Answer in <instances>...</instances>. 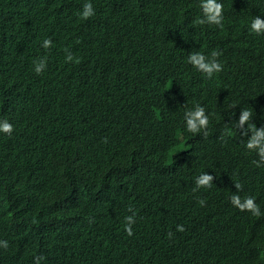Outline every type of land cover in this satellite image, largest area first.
Segmentation results:
<instances>
[{
    "label": "clouds",
    "instance_id": "obj_1",
    "mask_svg": "<svg viewBox=\"0 0 264 264\" xmlns=\"http://www.w3.org/2000/svg\"><path fill=\"white\" fill-rule=\"evenodd\" d=\"M103 1L129 6L135 0ZM26 2L24 10L19 0H10V7L4 8L5 14L0 8L1 22L11 29L20 28V44L25 46V50L18 46L10 48L14 50V75L11 65L5 67L0 62V87L11 86L16 90L25 87L19 96L28 109L37 104L29 88L45 91L46 68L59 64L68 68L69 62L79 63V60L60 48L50 58L55 50L53 38H60L62 24L71 28L66 19L70 0ZM56 3L64 13L54 14ZM241 3L248 12L236 13L231 18L239 24L254 15L250 32L264 34V0H241ZM199 6L202 18L196 23L223 26L222 3L201 0ZM129 11L125 15V12L116 14L109 24L104 21L88 25L91 28L84 27L79 32L96 33L118 43L111 28L121 20L133 18L135 11L131 7ZM95 14L92 3L87 1L81 3L77 12L84 22ZM11 18L18 19L19 24L12 23ZM224 32L219 42L234 39L236 32ZM175 36L176 32L162 47L165 51L154 58L166 60L172 75L156 88H133L136 82L131 74L135 72L124 63L121 65V59L107 86H112L119 95H114L111 89L90 105L74 88L54 86L62 97L64 112L59 113L62 120L44 127L48 135L38 132L33 150L44 166L61 163L70 167L60 172L65 179L54 187L60 189L56 193L19 196L17 205L12 204L15 212L10 216L15 231L0 223V264H52L55 260L59 261L56 264H62L63 259L59 260L56 251L63 244L73 248L72 255L80 264L89 260L85 257L87 252L109 255L111 251L114 262L116 255L119 259L128 250L145 254L164 236L172 237L176 222L173 216L183 212L175 175L180 182L192 176L193 191L210 189L214 178L206 173L197 175L200 166L213 159L218 147L230 153L235 145L234 151L241 144L252 156L253 164L264 169L263 57L246 49L241 41L236 48L222 50L216 31L210 29L203 33V42L210 51L194 46L185 48L180 62L174 58ZM69 39L78 41L76 36ZM121 88L132 92L124 94L119 91ZM67 114L78 123L67 121ZM218 128L222 129L217 135ZM13 130L6 119L0 120V133L10 137ZM34 140L25 135L27 144ZM136 140L149 150L137 151ZM87 146L90 154L85 160ZM234 187L237 192L230 196L234 208L240 213L248 212L252 220L264 215L254 197L241 198L240 183ZM199 204L203 206L205 201L200 200ZM250 226L245 218L241 219L239 228L244 239H251ZM176 231L184 232V226L177 225ZM26 232L34 234L31 241L22 237L28 235ZM15 238L21 244L19 250L12 249ZM237 248L242 251L239 245ZM174 256L172 251L169 256L160 254L162 262L158 264L169 262ZM195 262L233 264L226 254L206 255V259Z\"/></svg>",
    "mask_w": 264,
    "mask_h": 264
},
{
    "label": "trees",
    "instance_id": "obj_2",
    "mask_svg": "<svg viewBox=\"0 0 264 264\" xmlns=\"http://www.w3.org/2000/svg\"><path fill=\"white\" fill-rule=\"evenodd\" d=\"M12 1V0H11ZM91 2L96 14L89 21H82L77 12L82 2ZM224 6L223 26L201 25L196 23L202 18L201 0H135L128 3L129 6L118 5L103 0H70V8L67 9L66 19L71 26L62 24L60 38H53L52 45L55 48L50 58L56 55L57 48L70 52L79 63L69 62L68 68L59 65L45 69V91L38 87H30L28 91L35 96L37 104L30 105L27 109L19 94L25 90L20 86L17 90L11 86L0 87V120H7L13 125V133L9 137L0 133V223L7 230H14V221L10 214L15 212L12 204L17 205L19 196L48 195L56 193L59 188H54L64 177L60 172H65L70 166L66 164L42 165L37 153L33 150L35 137L40 133L47 134L46 126L58 124L64 112L62 97L54 86L64 85L66 89L74 88L84 96V102L93 104L99 96H103L112 89L114 95H119L112 87H107L108 82L114 77L121 59V65L135 73V89L156 88L168 80L172 75L166 67L165 61H155L158 54L165 50L162 48L168 42L169 37L176 32L173 48L176 51L174 58L183 61V49L194 46L209 52L210 48L203 42V33L214 29L218 42L224 30L234 33L231 41L219 42L222 50H231L241 44L249 50L256 51L264 60V34L256 35L250 32V24L254 15L241 23H236L231 17L236 13H246L248 10L241 0H218ZM22 10L27 6L26 0H19ZM10 7V0H0V8L5 14L4 8ZM135 11L133 18L121 20L111 29L116 33L113 42L96 33L79 32L88 25H96L106 21L109 24L116 14L123 15ZM54 14L64 13V9L57 3L53 5ZM11 22L19 24V20L11 18ZM234 29V30H230ZM76 36L78 41L69 38ZM225 36V35H224ZM68 44V45H67ZM76 46L71 50L69 47ZM20 44V28L11 29L3 25L0 20V62L5 67L11 65V74L14 75L16 67L15 59L12 58L14 50L10 48ZM34 51V50H33ZM60 51V50H59ZM35 52V51H34ZM191 53V50L187 51ZM211 56L208 53H202ZM60 55V52H59ZM172 81V80H171ZM174 84L185 86L180 81ZM124 94L132 91L129 88L119 89ZM107 102V101H106ZM124 120L126 115L122 114ZM67 121L78 123L70 119ZM222 128L217 129V135ZM25 135L31 140L30 144L25 141ZM48 135V134H47ZM136 150L147 152L149 149L136 140ZM218 147L216 154L207 164H202L198 174L203 173L213 176V187L210 189L200 188L193 191L192 176L181 179L175 175L176 190L180 192L183 212H177L174 218L175 226L173 235L161 238L154 247L145 254H138L134 250H128L116 255V261L109 255L98 253L85 254L89 260L85 264H158L161 263L160 254L169 256L175 252L173 260L163 264H197L195 261L206 259V255L226 254L232 258L233 264H264V215L248 218V212H242L234 208L230 203L231 194H236L235 183L242 185L239 195L243 199L246 196L255 198L261 212L264 213V169L253 164L252 156L244 150L243 144L236 145L231 152H226ZM90 147L85 151V160L89 156ZM169 163V161H167ZM200 200L205 204L201 206ZM178 218L180 219L179 221ZM245 218L250 226L251 239H244L239 226L241 219ZM249 221L250 224H249ZM177 225H183L185 231L177 232ZM21 227L17 228L19 232ZM16 232V234H17ZM22 235L28 241L34 234L26 232ZM240 246L242 251L237 248ZM20 242L15 238L12 249L19 250ZM73 248L63 244L56 251L62 264H80L72 255ZM194 252L192 255L191 253ZM188 255H191L188 257ZM52 257V255H50ZM91 259V260H90ZM58 260L52 264L58 263ZM206 264V262L204 263Z\"/></svg>",
    "mask_w": 264,
    "mask_h": 264
}]
</instances>
